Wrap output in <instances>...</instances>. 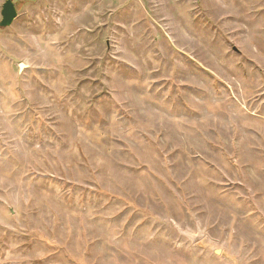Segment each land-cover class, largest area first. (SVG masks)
Instances as JSON below:
<instances>
[{"label":"rangeland","instance_id":"rangeland-1","mask_svg":"<svg viewBox=\"0 0 264 264\" xmlns=\"http://www.w3.org/2000/svg\"><path fill=\"white\" fill-rule=\"evenodd\" d=\"M11 1L0 264H264V0Z\"/></svg>","mask_w":264,"mask_h":264},{"label":"water","instance_id":"water-1","mask_svg":"<svg viewBox=\"0 0 264 264\" xmlns=\"http://www.w3.org/2000/svg\"><path fill=\"white\" fill-rule=\"evenodd\" d=\"M0 17V29L10 27L17 18L16 8L11 0H6L3 3L1 7ZM20 69H23V66H20ZM214 253L218 254L219 251H214Z\"/></svg>","mask_w":264,"mask_h":264}]
</instances>
